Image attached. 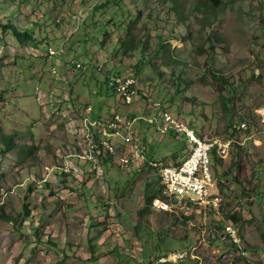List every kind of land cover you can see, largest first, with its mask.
<instances>
[{"label":"rangeland","instance_id":"374dc122","mask_svg":"<svg viewBox=\"0 0 264 264\" xmlns=\"http://www.w3.org/2000/svg\"><path fill=\"white\" fill-rule=\"evenodd\" d=\"M204 9V0H0V23L34 37L20 42L0 29V264H158L186 249L178 264H264V0ZM128 72L140 90L131 105L106 82ZM163 110L200 135L243 142L212 165L220 212L138 215L144 187L159 189L161 165L183 157V134L136 120L146 156L136 167L101 162L94 171L68 156L87 148L85 113L159 118ZM9 133L36 148L4 151ZM64 161L72 170L53 175ZM232 213L246 254L222 235Z\"/></svg>","mask_w":264,"mask_h":264},{"label":"built area","instance_id":"2783aa9c","mask_svg":"<svg viewBox=\"0 0 264 264\" xmlns=\"http://www.w3.org/2000/svg\"><path fill=\"white\" fill-rule=\"evenodd\" d=\"M48 51L52 54L56 53L52 47H49ZM138 84L135 74L110 76L107 80V86L113 88L126 105H131L136 98L140 100ZM151 101L153 107H162L158 101L154 99ZM91 110V106L85 108L86 112ZM82 120L87 148L83 152L81 150L68 156L87 161V166L94 171L104 160L119 167L133 165L136 167L144 163L145 147L138 141L133 129L136 120H143L161 131L168 130L177 135L183 134L186 138L183 157L177 163L161 165L158 175L161 196L153 200L152 208L181 217L203 214L206 218L207 210L220 212L225 200L217 191V179L212 171V165L215 158L227 160L231 155L232 145L235 143L241 145L243 142L237 141L234 137L218 134L200 135L190 121L174 118L166 110L162 111L159 118L116 112L112 116L98 119H92L85 113ZM262 122L264 123V119ZM235 128L237 131L244 130L246 125L237 119ZM52 170L69 172L72 166L64 161L62 166L53 165ZM51 174L49 171L46 176L43 175L41 181H48ZM222 235L229 237L237 251L246 254L247 250L243 247L240 235L231 220L224 225ZM188 256L187 249L169 251L166 255L159 256L156 263L178 264L187 260Z\"/></svg>","mask_w":264,"mask_h":264},{"label":"trees","instance_id":"16d2710c","mask_svg":"<svg viewBox=\"0 0 264 264\" xmlns=\"http://www.w3.org/2000/svg\"><path fill=\"white\" fill-rule=\"evenodd\" d=\"M171 1H172V3H176V5H179V3L181 2V0H171ZM223 3H224V0H204V6H206V9H204V10L205 11L206 10H213L214 11L215 9L219 8ZM205 19L207 20V18L204 16L202 20L205 21ZM209 23H210V20H208L207 22H205L203 24H204V26H206ZM0 29H2V30L10 29L12 31L13 35L16 37V39L20 42H26L25 40H28V39L34 40V37H33L31 32H29L28 30L19 29L18 27H16V25L12 21H5L4 23H0ZM213 34L212 35L209 34L207 36V42H209L211 40V37L213 36ZM165 46H166V43L164 41H161L160 46H159V50H163V48H165ZM126 48H128V47H126ZM130 48H132V47H130ZM126 74H134V73L128 72ZM211 76H213L214 78H219L215 74L214 71L211 73ZM107 80L108 79H106V82H107ZM143 95L145 96V94H143ZM197 132H198V134H200L199 130H197ZM2 140H3V144H4L3 150L6 152H11V151H15V150L20 149L26 155H29L30 152H33L34 149L36 148V145L34 144V140L32 137H30L24 144H19L16 141L15 135L13 133H9V135H3ZM217 160L218 159L215 158L214 162H216ZM104 162H106V161L104 160ZM53 165L62 166L63 163L61 162V163H56ZM59 173H63V172L56 170L53 175H58ZM48 181H45V182H48ZM158 183H159V189L158 190L155 189L154 187H152L150 184H148L144 187L143 194H142L143 206H142V208H140L138 210V215L140 217L143 216L144 214H146L147 212H149V210L152 208L153 200L155 198L161 196V186H160L159 178H158ZM2 194H4V196H5L6 192L2 191ZM25 208H27V205H25ZM27 213H28V210H27ZM168 213H170V212H168ZM229 220H231V222L236 223L237 222V216L234 213H232V214H230ZM167 264H173V263H167Z\"/></svg>","mask_w":264,"mask_h":264},{"label":"crops","instance_id":"0c3cea01","mask_svg":"<svg viewBox=\"0 0 264 264\" xmlns=\"http://www.w3.org/2000/svg\"><path fill=\"white\" fill-rule=\"evenodd\" d=\"M138 101V100H137ZM141 104H142V102L141 101H139ZM136 106H138V105H136ZM129 113H132V112H129ZM133 114V113H132ZM254 141H256V140H254ZM257 142H259V141H257Z\"/></svg>","mask_w":264,"mask_h":264}]
</instances>
